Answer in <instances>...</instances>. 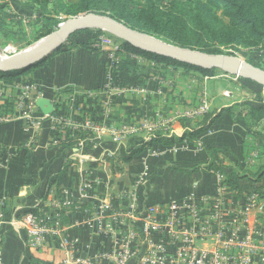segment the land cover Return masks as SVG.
I'll return each mask as SVG.
<instances>
[{
	"label": "crops",
	"instance_id": "1",
	"mask_svg": "<svg viewBox=\"0 0 264 264\" xmlns=\"http://www.w3.org/2000/svg\"><path fill=\"white\" fill-rule=\"evenodd\" d=\"M10 47L14 46L8 45L3 52L9 53ZM96 49L67 45L38 71L21 76L12 84L0 79V91L4 94L0 114L11 117L0 122V157H11L9 165L0 169V198L7 199L10 213L47 207L64 191L73 195L76 206L92 209V202L78 201L81 161L87 179L101 183L96 191L103 192L107 187H130L138 179L142 158L147 157L149 176L144 183H187L186 191L174 198L191 190L214 193L220 183L217 173L257 171L261 148L248 133L245 120L237 119L234 111L222 114L205 133L172 146L153 144L157 156L144 151L126 163L123 157L134 139L145 138L150 131H161L160 124L168 125L176 137H182L184 130L179 120L207 98L200 99L203 85L192 75L182 73V69L159 67L145 58L139 64L140 57L123 48L106 52ZM30 84L37 87L38 99L55 101V115L67 123L62 134L54 136L51 119L38 130L30 121L15 115L14 104L21 87ZM145 122L151 129L129 134L120 144L112 141L113 129H137ZM88 123L93 127H85ZM259 127L263 128L264 122ZM70 134L78 142V148L72 151L61 147ZM256 150L259 157L254 165H249L248 158ZM212 163H218L222 172L208 169ZM194 167L199 168L194 171ZM146 185L141 190L140 202L159 203L157 196L148 193ZM83 217L73 207L67 209L65 224L74 228L72 234L82 233L75 225ZM82 234L87 241L88 236ZM93 241L98 243L101 239L94 237ZM51 246L52 243L39 251L30 250L23 233L12 232L8 227L0 231L3 264H57L63 253Z\"/></svg>",
	"mask_w": 264,
	"mask_h": 264
},
{
	"label": "built area",
	"instance_id": "2",
	"mask_svg": "<svg viewBox=\"0 0 264 264\" xmlns=\"http://www.w3.org/2000/svg\"><path fill=\"white\" fill-rule=\"evenodd\" d=\"M39 97L35 85L22 86L14 104L15 115L30 121L38 130L44 121L51 119L54 135L62 134L67 127L65 119L55 112L50 116L41 113L36 104ZM3 101L4 94L0 91V108ZM209 108L208 101L203 100L182 118L204 116ZM10 118L0 114V122ZM158 126L161 131L170 130L166 124ZM85 127L93 126L88 123ZM149 129L147 122L137 129H113L112 141L120 144L127 135ZM154 132L144 138L150 143L145 151L151 156H157L150 137ZM198 147H202L201 143ZM258 157L259 151H253L248 164L254 165ZM10 159L0 157V169L6 168ZM83 163L79 168L78 201L92 202V209L76 206L73 195L64 191L47 207L12 214L7 199L2 197L0 231L8 227L12 232L23 233L28 248L34 251L52 243V248L63 253L57 264H264V200L253 186L232 190L225 183V175L217 173L220 183L212 194L191 190L178 198L143 204L140 193L149 176L147 157L142 158L138 179L130 187H107L103 192L96 191L101 183L87 179ZM71 207L84 215L75 227L89 241L82 238V233L72 234L74 228L65 224L66 211ZM94 237L101 241L96 243ZM0 264H3L1 255Z\"/></svg>",
	"mask_w": 264,
	"mask_h": 264
},
{
	"label": "trees",
	"instance_id": "3",
	"mask_svg": "<svg viewBox=\"0 0 264 264\" xmlns=\"http://www.w3.org/2000/svg\"><path fill=\"white\" fill-rule=\"evenodd\" d=\"M27 1L30 3L29 6L40 9L38 14V23L40 24L38 33L40 37L38 40L45 39L58 29V26L62 23L58 19L61 16L76 17L80 14L95 12L108 13L117 20L125 22L144 34L162 38L165 42L175 46L206 54L219 55L220 51L217 47L261 48L264 53V0H75L69 5H67L66 0H55L52 10L49 9L51 0ZM5 8V5H0V40L5 41L4 47H7L11 44L15 45L17 36L21 34V29H18L21 26V18L11 12L7 13ZM84 32L95 34L96 36L104 34L99 29L85 30ZM122 42L125 52L140 55L148 61L165 68L173 67L175 70L182 69L185 72L195 71L210 78L214 77L218 72L217 70L205 71L196 69L155 54L139 51L132 45L124 41ZM68 45L81 46L98 51V49L93 47V42L76 38V33L70 37ZM45 62L25 72H0V79L12 84L19 77L34 73L32 71L40 69L39 67L45 64ZM238 80L262 89L261 85L251 80L243 78H238ZM256 97L258 99H255L254 104L248 103L243 106L249 107L246 116L253 118V121L248 122L246 120L247 131L254 136L260 146V157H262L264 156V129L263 131H254L253 128L259 126V123L264 121V97L259 96L257 93ZM234 107L214 109L205 114L202 121L194 127H191L192 119L182 118L179 122L184 130L183 137H176L175 135L167 137L166 135L170 134L171 131L154 132L150 134L153 141L152 144L172 146L176 142H180L188 137L205 133L210 130L222 114L232 113ZM247 117L242 114L237 115V119H246ZM64 139V142L61 143V147L64 149L72 151L78 148V142L74 140L71 134ZM149 146L150 143L146 142L144 138H135L133 145L127 149L123 160L126 163L131 162ZM66 167L67 164L60 174L65 171ZM198 168L194 167L193 170L195 171ZM207 168L221 170L218 163H212ZM225 177V183L232 190L242 191L247 187L253 186L252 188L259 192L260 197L264 200V161L258 166L256 172L233 170L225 175ZM28 211L32 210H26L20 214ZM34 264L39 263L34 262Z\"/></svg>",
	"mask_w": 264,
	"mask_h": 264
},
{
	"label": "rangeland",
	"instance_id": "4",
	"mask_svg": "<svg viewBox=\"0 0 264 264\" xmlns=\"http://www.w3.org/2000/svg\"><path fill=\"white\" fill-rule=\"evenodd\" d=\"M75 0H66L67 5L73 3ZM55 3V0H51L49 4V9H53V5ZM0 5H5V11L7 13H12L19 18H21V26L18 29H21V34L17 36L15 40L14 47H10L8 52H3L6 47H4L5 41L0 40V54L3 58H10L12 56H15L16 54H19L35 45L40 43L43 39H39L40 35L38 33V29L40 28V24L38 23L39 20V11L40 9L38 7H32L29 6L30 3L26 0H0ZM32 8H29V7ZM82 15V14H80ZM79 16V15H78ZM72 18L71 16H61L58 19L62 21V23H65L68 19ZM19 21V20H18ZM18 24V22H16ZM61 23V24H62ZM16 24V25H17ZM88 30H97V29H88ZM85 30L79 31L76 33V38L78 39H85L90 42H93V46L96 48L101 49V51H112L109 49H117L118 51H122V40L113 35L112 33H109L107 31H103L104 34L101 36H96L95 34H88L84 32ZM154 37V36H153ZM156 38V37H154ZM157 40L165 42L162 38H156ZM170 45H173L171 43H167ZM219 52V55L223 56H234L240 58L242 61L254 64L256 66L264 68V56H263V50L261 48H237V47H217ZM59 53V52H58ZM263 56V57H262ZM140 59H138V63L141 64L144 57H141L138 55ZM49 60V59H48ZM48 60L45 62L48 63ZM45 64H43L42 68ZM160 67V65H159ZM39 69H35L32 72H36ZM184 70H182L183 73ZM181 72V71H180ZM185 72V71H184ZM195 72V71H194ZM187 76H193L196 82H200L202 86V90L200 91V99H204V97L207 98V101L213 99L214 101L209 104L210 108L208 110V113L212 111V109H219L221 106H235L233 111L235 115L242 114L243 116L247 117L246 114L249 111L248 106H243L245 104L251 103L254 104L255 99H258L256 97V93L260 96L264 97V87L259 88L254 85H249L246 83H242L237 78L229 76L224 74L223 72L218 71L214 77L210 78L199 74L196 72L199 76H194L192 72H185ZM191 73V74H190ZM25 76V75H24ZM201 80V81H200ZM203 82V83H202ZM210 96V98L208 97ZM202 102H199V105ZM198 105V107H199ZM203 115L198 116L194 119H192V125L191 127L196 126L199 122L202 121ZM246 124L248 122H252L253 118L248 116L246 119H244ZM247 120V121H246ZM262 121L261 123H263ZM259 123V124H261ZM255 128V129H254ZM253 129L254 131H263L264 127L255 126ZM172 131V129L168 130ZM174 136L176 134H173L171 132L170 134H167V137ZM260 163L264 161V156L259 159ZM146 189L148 193L154 195V197L157 196L159 199L158 201L164 202L169 199L174 198V196L179 195L180 193L183 194L184 191L187 189V183H146ZM145 188V187H144Z\"/></svg>",
	"mask_w": 264,
	"mask_h": 264
},
{
	"label": "water",
	"instance_id": "5",
	"mask_svg": "<svg viewBox=\"0 0 264 264\" xmlns=\"http://www.w3.org/2000/svg\"><path fill=\"white\" fill-rule=\"evenodd\" d=\"M88 29H99L112 33L145 53L155 54L200 70H217L232 77L251 80L264 87L263 68L244 62L234 56L211 55L170 45L132 28L108 13L95 12L68 19L25 55H21L23 53L21 52L10 58L0 57V72L28 71L60 52L68 45V40L72 35ZM36 104L44 115L50 116L55 112L52 101L49 99H38Z\"/></svg>",
	"mask_w": 264,
	"mask_h": 264
},
{
	"label": "bare ground",
	"instance_id": "6",
	"mask_svg": "<svg viewBox=\"0 0 264 264\" xmlns=\"http://www.w3.org/2000/svg\"><path fill=\"white\" fill-rule=\"evenodd\" d=\"M35 46H36V45H35ZM35 46H33V47H31V48H29V49L23 51V53H21V55H25V54H27L28 52L32 51V50L35 48ZM0 57H2L1 54H0ZM2 58H3V57H2Z\"/></svg>",
	"mask_w": 264,
	"mask_h": 264
}]
</instances>
